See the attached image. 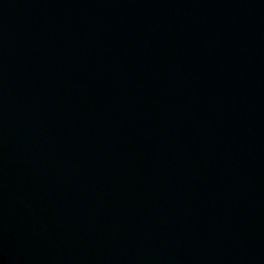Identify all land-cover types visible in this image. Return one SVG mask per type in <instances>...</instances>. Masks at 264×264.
Wrapping results in <instances>:
<instances>
[{
	"label": "water",
	"instance_id": "1",
	"mask_svg": "<svg viewBox=\"0 0 264 264\" xmlns=\"http://www.w3.org/2000/svg\"><path fill=\"white\" fill-rule=\"evenodd\" d=\"M0 264H264V0H0Z\"/></svg>",
	"mask_w": 264,
	"mask_h": 264
}]
</instances>
